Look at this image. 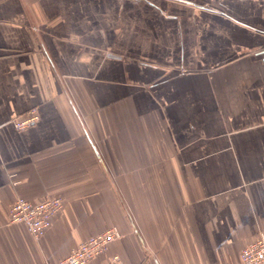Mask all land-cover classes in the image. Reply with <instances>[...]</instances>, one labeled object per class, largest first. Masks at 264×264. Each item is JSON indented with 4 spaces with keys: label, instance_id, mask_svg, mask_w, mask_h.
I'll return each mask as SVG.
<instances>
[{
    "label": "crops",
    "instance_id": "obj_1",
    "mask_svg": "<svg viewBox=\"0 0 264 264\" xmlns=\"http://www.w3.org/2000/svg\"><path fill=\"white\" fill-rule=\"evenodd\" d=\"M18 196L63 207L35 238ZM112 226L88 264H240L264 236V0H0V264Z\"/></svg>",
    "mask_w": 264,
    "mask_h": 264
},
{
    "label": "built area",
    "instance_id": "obj_2",
    "mask_svg": "<svg viewBox=\"0 0 264 264\" xmlns=\"http://www.w3.org/2000/svg\"><path fill=\"white\" fill-rule=\"evenodd\" d=\"M37 119L35 109H30L22 115L13 117L11 123L17 129L30 126ZM63 207V200L53 196L38 202H31L18 196L11 204L8 212L9 220L22 222L31 235L35 238L44 233L54 218ZM120 236L119 230L109 227L100 234L86 237L59 260L57 264H88L93 258L102 255L108 249L111 241ZM240 264H264V236L258 235L249 244L240 250ZM103 264H121V258L112 254Z\"/></svg>",
    "mask_w": 264,
    "mask_h": 264
}]
</instances>
